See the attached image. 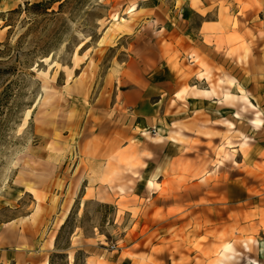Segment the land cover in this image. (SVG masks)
<instances>
[{"label": "rangeland", "instance_id": "obj_1", "mask_svg": "<svg viewBox=\"0 0 264 264\" xmlns=\"http://www.w3.org/2000/svg\"><path fill=\"white\" fill-rule=\"evenodd\" d=\"M171 9V0H0V264L209 262L246 223L257 254L264 152L253 166L227 149L211 166L170 167L164 143L119 148V103L107 117L125 61L155 50ZM193 169L194 182L183 181Z\"/></svg>", "mask_w": 264, "mask_h": 264}, {"label": "crops", "instance_id": "obj_2", "mask_svg": "<svg viewBox=\"0 0 264 264\" xmlns=\"http://www.w3.org/2000/svg\"><path fill=\"white\" fill-rule=\"evenodd\" d=\"M171 6L155 50L130 54V68L121 71L122 98L116 95L107 111L108 117L117 103L122 107L112 116L122 126L119 148L140 151L144 140H155L175 152L170 167L189 168L211 166L219 160L212 152L223 157L229 149L236 163L253 166L264 152V0H171ZM194 170L183 181L194 182ZM237 228L223 254L188 264H238L237 257L240 264H264V241L253 254L252 226Z\"/></svg>", "mask_w": 264, "mask_h": 264}, {"label": "bare ground", "instance_id": "obj_3", "mask_svg": "<svg viewBox=\"0 0 264 264\" xmlns=\"http://www.w3.org/2000/svg\"><path fill=\"white\" fill-rule=\"evenodd\" d=\"M132 10H134V8H133ZM132 10H131V11H132ZM113 17H114V19H115L116 21L119 20V18H120V16H118L117 13L114 14ZM153 183H154V182L151 180V181H150V184L152 185Z\"/></svg>", "mask_w": 264, "mask_h": 264}]
</instances>
